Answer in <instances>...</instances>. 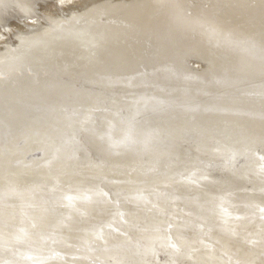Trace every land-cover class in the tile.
Returning a JSON list of instances; mask_svg holds the SVG:
<instances>
[{"label":"bare ground","instance_id":"6f19581e","mask_svg":"<svg viewBox=\"0 0 264 264\" xmlns=\"http://www.w3.org/2000/svg\"><path fill=\"white\" fill-rule=\"evenodd\" d=\"M35 3L0 0V264H264V0Z\"/></svg>","mask_w":264,"mask_h":264},{"label":"water","instance_id":"95a60500","mask_svg":"<svg viewBox=\"0 0 264 264\" xmlns=\"http://www.w3.org/2000/svg\"><path fill=\"white\" fill-rule=\"evenodd\" d=\"M44 2H46V4L47 3H52V0L51 1H47V0H45V1H43V0H36V3L34 4V5H36V13H31V15L32 16H34V18H37L38 20H39V13H38V11L40 10L39 9V7H41V5H42V3H44ZM58 7H60V6H58ZM62 7V6H61ZM57 10H59V11H61V9L60 8H57ZM15 21V19H9V21L8 22H14ZM44 21L43 20H40V22L39 23H43ZM131 42H133V41H131ZM152 48H151V46L149 45H147V54H149L148 55V61H149V64H151V63H153L155 60H156V58H158V56H157V53L155 54V55H153L152 54ZM153 55V56H152ZM191 62V61H190ZM262 151V149L261 148H259L258 149V151ZM191 156V155H190ZM229 168H230V166H229ZM229 168H226L225 166L224 167H222V166H220V167H218V169H217V171L214 173V171L211 169L210 171H209V173L210 174H212V173H214V175H216L217 174V178L216 179H218V182H223V181H225V182H227L228 184H230V185H232V187H233V189H236V188H238V187H249V183L247 184V185H245L246 183L244 182V183H242V182H239V179L238 178H236V177H234V176H236L237 174H238V172H236L237 174H235L234 175V172H232V171H230V169ZM236 171V170H235ZM239 183L240 184H242V185H239ZM222 184V183H221ZM238 194V193H237ZM251 197H253V195H250Z\"/></svg>","mask_w":264,"mask_h":264},{"label":"rangeland","instance_id":"374dc122","mask_svg":"<svg viewBox=\"0 0 264 264\" xmlns=\"http://www.w3.org/2000/svg\"><path fill=\"white\" fill-rule=\"evenodd\" d=\"M14 31V30H13ZM12 33H14V32H12Z\"/></svg>","mask_w":264,"mask_h":264}]
</instances>
